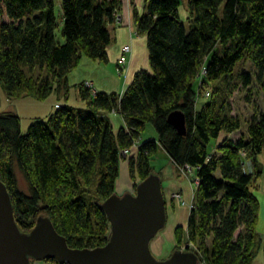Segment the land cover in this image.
I'll return each mask as SVG.
<instances>
[{"label": "trees", "instance_id": "obj_1", "mask_svg": "<svg viewBox=\"0 0 264 264\" xmlns=\"http://www.w3.org/2000/svg\"><path fill=\"white\" fill-rule=\"evenodd\" d=\"M120 5L61 0L60 24L54 0H0V87L6 96L44 100L68 91L67 76L83 59L106 63L109 26L120 23ZM179 7V0H145L142 14L134 12L149 70L136 72L122 93H92L81 83L84 108L56 105L25 134L16 115L0 113V182L21 232L45 217L68 248L103 247L110 225L101 205L115 194L121 161L128 158L135 191L153 175L150 160L162 151L179 172L192 174L195 185L185 233L174 230L177 247L190 245L185 251L198 264H252L263 242L253 193L264 173V112L253 113L233 141L242 121L231 115L227 99L239 88L249 100L255 84L264 105V0H186L184 22ZM242 61L251 73L237 70ZM122 68L117 65L118 73ZM176 111L185 118L184 136L167 122ZM108 114L123 127L115 131ZM147 126L156 140L140 137Z\"/></svg>", "mask_w": 264, "mask_h": 264}, {"label": "water", "instance_id": "obj_2", "mask_svg": "<svg viewBox=\"0 0 264 264\" xmlns=\"http://www.w3.org/2000/svg\"><path fill=\"white\" fill-rule=\"evenodd\" d=\"M167 122L178 135H185L181 112L169 114ZM101 210L110 225L107 243L95 249H71L48 218H38L29 233L21 232L14 221L8 192L0 182V264L47 260L58 264H198L188 251H175L161 261L150 251V242L166 223L165 201L157 176L140 182L134 193L112 195L102 203Z\"/></svg>", "mask_w": 264, "mask_h": 264}, {"label": "rangeland", "instance_id": "obj_3", "mask_svg": "<svg viewBox=\"0 0 264 264\" xmlns=\"http://www.w3.org/2000/svg\"><path fill=\"white\" fill-rule=\"evenodd\" d=\"M179 1H180V7H179L178 19L181 22H184L185 21L184 18L186 15L185 14L186 0H179ZM54 6H55L54 13L59 20V15H58L59 5L57 0H54ZM58 39H60L59 36ZM84 61H90V60L84 59ZM95 63H99V62H95ZM100 65L108 69V71H112L113 73L114 71H116L117 68V64L109 63V62L101 63ZM237 70H243L249 73L253 71L251 65L243 61L237 65ZM91 71L92 70H88L87 67L83 65V62H81L80 65L74 70H72L67 76L68 91L67 92L61 91L58 93L52 92L44 100H33L30 98L9 99L4 93L3 89L0 87V113L7 112L16 115L20 119V131L25 134L27 128L33 122L34 119H39V120L45 119L50 113L54 112L55 110L54 107L56 105L71 106L79 109L84 108L85 105L83 102H81L78 96L77 86L81 84V81L79 79L86 74H90ZM93 73L96 72L93 71ZM234 83L235 81L231 80L230 87H233ZM86 87H91V85L87 83ZM250 87L251 88L249 91L250 94L249 100L246 99L247 97L246 90H241L239 88L237 90L232 91L231 94L228 95L227 101H228V105L230 106L231 115L238 117L242 121L241 130L239 132L230 135V138L233 141H236L239 138L240 134L245 133L246 122L253 113L264 112L263 93L261 92L259 87L256 86L255 84L251 85ZM150 127L151 126L146 127V130L140 135L141 138H147L148 133L152 128ZM150 164L153 168V175L157 176L160 180L164 201L166 202L165 203L166 223L163 229H161L158 232L156 237H158L160 233H164V231L174 227L178 222L180 224H178L173 229L174 244L170 254L175 252V250L185 251V249L187 250L188 248H190V245H187L185 241H182V243L177 247V243L174 238V230L175 228L179 227L185 233L184 229L186 228V223H187L186 221L184 225L185 217L189 216V210L192 205L193 190L195 189V185L193 184V176L191 173H185L184 175L183 173L179 172L164 152H160V151L157 152L156 155H154L151 158ZM16 179L19 190L23 193H26L27 192L26 184L23 181L22 176L17 171H16ZM131 180L133 183L134 180L133 179ZM180 182H184V185L190 190L191 196L189 200V208H187L188 205L187 207H185L186 208L185 213L184 215H181V219L178 218L179 219L178 221L175 220L172 221V219L169 218V215L171 216L174 210L176 211V208H174V205L177 204L176 202L181 203L182 198L184 199V197L182 196L181 198L180 195L176 194V195H172L170 201H168L167 193L168 191L179 192L178 184ZM132 192L133 193L135 192L133 190V187H132ZM253 194L259 203V213H258L257 221H262L264 216V173L262 174L261 178L258 181L257 190ZM166 246H168V244ZM156 259L159 261L164 260L161 258L160 259L156 258ZM35 264H51V263H49V260H47V261H40L38 263L35 262Z\"/></svg>", "mask_w": 264, "mask_h": 264}, {"label": "crops", "instance_id": "obj_4", "mask_svg": "<svg viewBox=\"0 0 264 264\" xmlns=\"http://www.w3.org/2000/svg\"><path fill=\"white\" fill-rule=\"evenodd\" d=\"M59 9V22L61 24V11L60 4L61 0H57ZM144 2L145 0H120V8L117 13V17L120 19V23H115L109 26L112 42L107 49V62L117 64V59L120 55L121 48L123 46H129L130 51L127 54L126 63L123 65L121 72L118 73L117 68L114 73L108 71V69L102 67L101 63H95L90 61L82 60L83 65L87 67L88 70H92L90 74L84 75L79 80L81 83H89L91 85L90 91L94 92H103V93H122L126 86L131 82L134 74L139 70H149L148 65V52L146 48V41L144 36H138L136 34L134 23H133V14L134 12L142 14L144 11ZM58 8V7H57ZM87 60V59H85ZM116 66V65H115ZM96 72V73H93ZM107 119L110 121L113 129L123 127L122 119H120L116 114L106 115ZM146 130V129H145ZM145 140H156V135L152 129H150L147 138ZM159 152V151H158ZM162 152V151H160ZM131 153H134L132 151ZM130 156V155H129ZM128 158H123V161L120 163L119 176L115 184V194L124 195L132 191L133 183L129 176L128 172ZM194 184V183H193ZM178 191H168V201H170L172 195L182 196V202L174 205L176 211L169 215V218L172 221H178L181 219V215L185 213V207L189 208L190 200V190L184 185V182L178 184ZM179 218V219H178ZM187 216L185 217L184 225L187 221ZM178 224L174 226L176 227ZM174 227L160 233L158 237L150 242V251L155 256V258L166 259L171 255L173 249L174 239H173V229ZM256 232L260 237H262V247L259 250L258 254L254 258L252 264H264V216L262 221H257ZM168 244V246H166Z\"/></svg>", "mask_w": 264, "mask_h": 264}, {"label": "built area", "instance_id": "obj_5", "mask_svg": "<svg viewBox=\"0 0 264 264\" xmlns=\"http://www.w3.org/2000/svg\"><path fill=\"white\" fill-rule=\"evenodd\" d=\"M129 51H130L129 46H123L121 48L120 55L117 59V65H119L120 67H123L126 61L125 54L129 53ZM86 86H87V83H86ZM126 153H127L126 151H123L122 154L125 155Z\"/></svg>", "mask_w": 264, "mask_h": 264}]
</instances>
